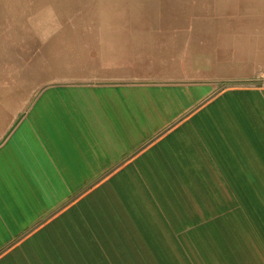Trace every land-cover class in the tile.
<instances>
[{
  "label": "crops",
  "instance_id": "crops-1",
  "mask_svg": "<svg viewBox=\"0 0 264 264\" xmlns=\"http://www.w3.org/2000/svg\"><path fill=\"white\" fill-rule=\"evenodd\" d=\"M0 264H264V86L57 82L0 105Z\"/></svg>",
  "mask_w": 264,
  "mask_h": 264
},
{
  "label": "rangeland",
  "instance_id": "rangeland-1",
  "mask_svg": "<svg viewBox=\"0 0 264 264\" xmlns=\"http://www.w3.org/2000/svg\"><path fill=\"white\" fill-rule=\"evenodd\" d=\"M103 1L130 7L102 18V27L91 16L67 18L85 29L75 38L64 17L47 25L26 12L20 23L26 0H0V105H25L57 82L264 86V0Z\"/></svg>",
  "mask_w": 264,
  "mask_h": 264
},
{
  "label": "bare ground",
  "instance_id": "bare-ground-1",
  "mask_svg": "<svg viewBox=\"0 0 264 264\" xmlns=\"http://www.w3.org/2000/svg\"><path fill=\"white\" fill-rule=\"evenodd\" d=\"M19 7L21 6L19 5ZM126 8L127 7L113 8L112 6L106 4L103 0H26L24 8H22L21 11H17V20L22 23V20L24 19V13L26 12H32L40 15V17L44 19L43 21L47 25H52L50 24L52 23V21L56 20L59 17H64L63 22L67 24V27L70 30L71 28H75V25L73 22H69L67 18L76 17L82 19L83 17L91 16L99 20L100 22L98 23V26L102 27L105 26V23L102 22V18H104L105 16L118 14L120 10H124ZM142 11L143 9H139L138 12L141 13ZM54 23L60 24L59 22ZM82 26L85 28L84 23L82 24ZM98 26L96 28H98ZM84 30L85 29H83L81 26L75 28V38H77V36H79L80 34H83Z\"/></svg>",
  "mask_w": 264,
  "mask_h": 264
}]
</instances>
